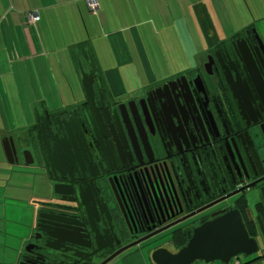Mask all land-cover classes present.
Returning <instances> with one entry per match:
<instances>
[{
  "label": "flooded vegetation",
  "instance_id": "1",
  "mask_svg": "<svg viewBox=\"0 0 264 264\" xmlns=\"http://www.w3.org/2000/svg\"><path fill=\"white\" fill-rule=\"evenodd\" d=\"M258 34L249 26L214 41L191 69L131 95L97 75L90 98L41 111L13 139L16 157L36 161L47 181L19 264H111L167 239L180 247L231 209L255 218L249 196L258 202L264 191Z\"/></svg>",
  "mask_w": 264,
  "mask_h": 264
},
{
  "label": "crops",
  "instance_id": "2",
  "mask_svg": "<svg viewBox=\"0 0 264 264\" xmlns=\"http://www.w3.org/2000/svg\"><path fill=\"white\" fill-rule=\"evenodd\" d=\"M98 3L97 13H92L85 0H0L3 125L0 136L9 133L21 136L36 124L40 109L54 111L83 98V95L75 96L68 74L74 68V75L78 76L75 57L86 61L85 49L89 50L105 86L115 94H125L122 69L134 61L135 54L143 61L146 73H152L144 41H176L175 37L181 41H197L192 37V29L196 31L195 38L206 41L230 39L249 26L261 34L256 23L253 25L244 17L239 30L224 38L220 30L225 26L216 25L211 9L200 4V0H98ZM32 11L40 16L34 24L25 19V14ZM166 13L172 17L170 23L164 21ZM243 14L245 11L241 13L242 19ZM261 17L263 21L264 16ZM176 19L183 24L184 34L176 30ZM207 26L212 27L213 34L207 33ZM53 90L58 93L56 98L48 96ZM65 90L71 98H65ZM30 91L33 96H29ZM24 104L32 107L31 119L21 112L17 118L15 114L19 122L12 130L7 111H23ZM118 259L111 264H151L145 250H132ZM247 261L241 263L264 264V257Z\"/></svg>",
  "mask_w": 264,
  "mask_h": 264
},
{
  "label": "rangeland",
  "instance_id": "3",
  "mask_svg": "<svg viewBox=\"0 0 264 264\" xmlns=\"http://www.w3.org/2000/svg\"><path fill=\"white\" fill-rule=\"evenodd\" d=\"M207 5L211 11L212 16L215 19L216 25L220 28L221 25L224 29L220 30V33L224 38L233 34L239 30L242 21L247 18L253 25L256 23L257 28L261 30L260 39L264 42V20L259 16H264V0H200ZM243 19L241 18V13ZM249 13H246V12ZM164 21L170 23L171 15L166 13ZM176 18V15H172ZM262 18V17H261ZM187 18L184 16V25ZM262 21V22H261ZM149 25V24H148ZM176 26L178 32L184 34L182 28L183 24L176 19ZM184 27V26H183ZM175 31V30H174ZM169 31L170 33H174ZM193 39L197 41H144L145 48L147 49L149 56V64L151 66L152 73H146L145 66L140 57L135 54L134 61L126 65L122 70V75L125 83V94L131 95L147 83H151L152 80L167 78L179 72H183L191 69L199 62L201 53L205 50L208 44L214 41H206L201 37L195 38L196 31L192 29ZM257 32V31H256ZM179 37V34H175ZM222 38V39H224ZM184 39V36H182ZM79 57V56H78ZM80 58V57H79ZM76 66L78 67V76L74 75L75 69L69 71V82L73 92L77 98L84 95V91L81 85V71L79 63L82 67L87 69L88 65L85 60L77 59L75 57ZM71 74V75H70ZM73 74V75H72ZM149 74V75H148ZM73 76V77H72ZM151 76V77H150ZM62 79V78H58ZM38 92V87L35 88ZM56 90L48 93L50 98H56ZM33 96L32 92H29V96ZM65 98H71L69 92L65 90L63 92ZM24 110L20 109L12 111L8 110L9 118L12 122L11 129L14 124H17L15 114L18 117V113L26 115L27 119H31L32 107L24 104ZM20 108V107H18ZM40 109V108H39ZM43 109H40L41 112ZM22 121V119H21ZM16 126V125H15ZM2 121L0 117V128H2ZM13 130V129H12ZM0 129V134H2ZM12 135V139H17V133H9ZM0 136V264H19L20 254L23 249V241L27 238L29 229L34 217L35 201L38 196L44 194L47 190V181L41 175L36 161L34 164H25L23 153L20 151L17 155V161L9 163L6 159L3 149V141L5 136ZM259 199L258 192H254L249 196V207L253 209L254 203ZM254 212V211H253ZM260 248H264V239L258 238ZM262 252V250H261ZM243 255L237 256L240 262L249 260L250 257L256 255ZM236 257L227 264H233ZM119 260V259H118ZM198 264H223L220 261H214L211 263H203L201 261Z\"/></svg>",
  "mask_w": 264,
  "mask_h": 264
},
{
  "label": "water",
  "instance_id": "4",
  "mask_svg": "<svg viewBox=\"0 0 264 264\" xmlns=\"http://www.w3.org/2000/svg\"><path fill=\"white\" fill-rule=\"evenodd\" d=\"M259 42L262 44L261 40ZM85 55L87 69L84 70L79 63L81 85L86 97L90 98L98 74L88 49H85ZM3 149L9 163L17 161L12 137L4 138ZM24 160L25 164L32 162ZM259 250L258 239L248 232L240 211L231 209L196 226L180 247H175L173 240L167 239L150 248L146 253L151 264H193L199 261L203 263L220 261L227 264L233 257L240 254L252 255Z\"/></svg>",
  "mask_w": 264,
  "mask_h": 264
},
{
  "label": "trees",
  "instance_id": "5",
  "mask_svg": "<svg viewBox=\"0 0 264 264\" xmlns=\"http://www.w3.org/2000/svg\"><path fill=\"white\" fill-rule=\"evenodd\" d=\"M206 31L208 34H213V29L210 26L206 27ZM245 207L248 209L247 204ZM254 212H255V218H250L249 215H244L245 216L244 222L250 235L255 236L257 239L262 238L263 240L264 239V191H262L261 193L260 200L254 204ZM183 243L184 241L181 242V245H183ZM262 257H264V248H260L259 252L256 255L252 256L250 260H248L247 262L258 260ZM193 264H198V262Z\"/></svg>",
  "mask_w": 264,
  "mask_h": 264
},
{
  "label": "built area",
  "instance_id": "6",
  "mask_svg": "<svg viewBox=\"0 0 264 264\" xmlns=\"http://www.w3.org/2000/svg\"><path fill=\"white\" fill-rule=\"evenodd\" d=\"M85 3H86L90 12L97 13V11L99 9L98 0H85ZM39 18H40V16L36 11L27 12L25 14V19H26L27 23L34 24L35 22H37L39 20ZM233 264H242V263L236 257Z\"/></svg>",
  "mask_w": 264,
  "mask_h": 264
}]
</instances>
